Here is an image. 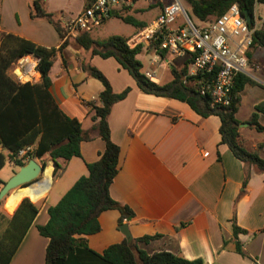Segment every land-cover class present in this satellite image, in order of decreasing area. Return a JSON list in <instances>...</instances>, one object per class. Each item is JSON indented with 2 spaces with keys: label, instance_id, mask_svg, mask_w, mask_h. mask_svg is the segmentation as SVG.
Returning a JSON list of instances; mask_svg holds the SVG:
<instances>
[{
  "label": "crops",
  "instance_id": "obj_1",
  "mask_svg": "<svg viewBox=\"0 0 264 264\" xmlns=\"http://www.w3.org/2000/svg\"><path fill=\"white\" fill-rule=\"evenodd\" d=\"M42 1L47 12L68 18L77 16L86 6V0ZM140 1L128 14L135 13L133 17L148 27L159 16L162 5L149 0L139 5ZM0 4L4 8L0 17V46L1 34L6 33L57 50L50 72V92L60 109L78 120L89 137L80 144V157L58 160L63 169L57 176L54 177L56 163L47 159L46 168L52 166L51 185L42 198L31 199L39 213L9 264H45L49 239L39 234L38 226L48 223V209L56 206L81 177L89 175L88 165L97 162L105 151L95 111L89 104L100 105L103 85L84 71L83 66L88 64L104 74L114 93L128 90L127 96L113 105L109 116L111 139L120 148L118 174L110 191L114 200L134 213L132 219L121 223L119 210L103 212L99 217L101 230L84 237L88 248L102 255L110 246L126 241L120 230L126 224L133 238L132 246L149 255L167 252L189 261L201 259L205 264H264V173L251 167L244 186L245 165L221 144L218 116L204 118L186 103L142 92L114 58L92 56L70 45L63 47L65 40L50 22L32 18L29 0H0ZM149 10L154 12L149 20L136 18L135 15ZM98 27L90 32L93 38ZM139 32L136 28L134 35ZM142 56H146L148 64L144 71L155 70V83L166 84L172 80L171 64L183 55L166 54L157 62L152 52L143 49L138 59L144 65ZM253 58L264 60V52ZM251 67L264 79V64L259 66L255 62ZM259 85L245 86L236 117L242 144L264 159V131H256L249 122L257 113L258 122L264 126V110H256L264 104V89ZM0 152L8 154L7 150ZM10 164L15 171L7 179L0 177V191L20 170ZM13 199L10 195L0 202V213L12 216L25 197L11 210L7 203ZM234 220L246 231L237 237L246 256L235 252L232 244L224 246L225 242L236 240ZM144 237L155 238L137 242Z\"/></svg>",
  "mask_w": 264,
  "mask_h": 264
},
{
  "label": "trees",
  "instance_id": "obj_2",
  "mask_svg": "<svg viewBox=\"0 0 264 264\" xmlns=\"http://www.w3.org/2000/svg\"><path fill=\"white\" fill-rule=\"evenodd\" d=\"M186 2L188 15L192 21L209 22L223 15L232 5H237L242 14L248 11L253 17L255 5L263 4L264 0H186ZM88 4L89 0H86V5ZM128 10L122 12L123 21L134 25L139 31L143 30L146 24L129 15ZM32 18L50 22L61 37H64L60 16L47 12L42 0L33 2ZM128 40L121 36L95 40L91 33L87 32L74 39L65 40L63 47L70 45L78 50L88 51L92 56L114 58L133 77L142 92L186 103L204 118L218 116L221 120V144L226 145L245 165L244 186L250 178L251 167L258 173H264V159L257 151L248 150L242 144L240 122L236 117L241 105L242 91L246 85H256L255 80L245 74H238L235 77L229 105L213 106L210 96H202L198 90L197 82L203 78L202 74L191 79L194 83H184L193 63L192 53L184 54L171 64L170 82L157 84L145 76L144 65L138 59L143 47L130 49L127 45ZM261 52H264L263 30L256 31L253 35V42L246 52L249 63L256 62L263 66V59L253 58L255 54L259 55ZM56 54L57 50L54 48L42 47L13 34H1L0 149L7 150L8 154L0 152V171L8 160L19 167L26 165V160L19 158L18 152L28 145L34 146L30 159L39 160L44 167L47 159L56 163L54 177L63 169L58 165V160L69 161L73 157L81 156L80 144L89 137L84 133L78 120L70 118L60 109L50 92L52 84L50 72ZM26 55L40 59L41 79L37 83L18 84L8 75L13 63ZM165 55L164 51L161 52L162 58ZM83 69L89 77L97 79L103 85V91L99 96L100 105L89 104L95 111V119L98 120L97 130L105 142V151L97 162L88 165L89 175L81 177L56 206L48 209V223L38 226L39 234L49 239L45 264H205L201 259L189 261L167 252L149 255L138 247L134 248L127 241L110 246L102 255L88 248L84 237L97 234L101 230L99 217L103 212L119 210L122 214L121 223L123 220L132 219L134 213L128 206L114 200L110 191L118 174L120 148L111 139L109 116L113 105L123 100L128 90L116 94L101 71L89 64L84 65ZM263 105H258L256 110H264ZM249 122L256 131H264V126L258 122L257 113L251 116ZM2 184L3 181L0 180V185ZM31 201L29 198L23 199L12 216L0 213V264L10 263L39 213V207ZM233 229L236 240L227 241L224 246L232 244L235 252L246 256L242 244L237 239L239 234L246 231L239 228L235 220ZM154 238L144 237L137 242H147Z\"/></svg>",
  "mask_w": 264,
  "mask_h": 264
},
{
  "label": "built area",
  "instance_id": "obj_3",
  "mask_svg": "<svg viewBox=\"0 0 264 264\" xmlns=\"http://www.w3.org/2000/svg\"><path fill=\"white\" fill-rule=\"evenodd\" d=\"M153 1L162 5L159 16L128 40L129 48L142 46L153 53L157 62L161 61L163 51L173 57L192 53L193 63L184 83L192 84L191 79L202 74L203 78L197 82L200 94L209 95L213 106L229 105L235 77L245 74L254 80V75L248 72L246 52L254 33L264 31V3L255 5L252 24L247 23L237 5H232L220 17L197 25L190 19L182 0ZM135 3L136 0H89L77 16L60 17L63 39L91 32L111 18L113 11L118 15ZM39 63L40 59L32 55L23 56L13 63L8 75L18 84L37 83L41 79ZM144 74L152 82L157 81L155 70L148 69ZM33 152L34 146L28 145L18 152V157L29 161Z\"/></svg>",
  "mask_w": 264,
  "mask_h": 264
},
{
  "label": "rangeland",
  "instance_id": "obj_4",
  "mask_svg": "<svg viewBox=\"0 0 264 264\" xmlns=\"http://www.w3.org/2000/svg\"><path fill=\"white\" fill-rule=\"evenodd\" d=\"M29 1H30L31 5H33V2L37 1V0H29ZM145 1L146 0H141L139 5L141 3L144 4ZM59 2L60 1H56V3H59ZM149 2L153 3L154 1L153 0H149ZM182 2H183V5H184V7L186 8V10L188 12V5H187L186 0H182ZM2 11H4V8L2 9L1 4H0V17H1ZM5 12H7V7L5 8ZM153 13H154L153 11L149 10L148 12H146L144 14H138V15H135V16L140 21H147V20H149L152 17ZM133 14H135V13H133ZM133 14H132V16H133ZM260 14H262V10H260ZM123 15H124V13H121L120 16L117 15V16H112L111 18H109L105 23H103L100 27H98L93 32L94 38H96L97 40H105V39H107V38H109L111 36H121V37H126L127 38V37H131L132 35H134L135 32H136V27L134 25H132V24H128V23L124 22L123 19H122ZM193 21L197 25L200 23L197 20H193ZM142 60L144 62V68H147L148 64H147V61H146V56H142ZM254 70H255V68L251 67V69L249 68L248 72L250 74L254 75V80L257 81L258 84H260L259 87L264 89L263 88L264 86L262 85V83H264V79L262 77H259L257 74H255ZM157 74L160 76L161 72L157 71ZM49 168H52V166L50 165V167L46 168V170H49ZM14 171H15L14 166L11 165L9 161H7L5 167L0 172V177L4 178V179H7L11 174H13ZM40 179H42V177ZM6 215H8V214H6Z\"/></svg>",
  "mask_w": 264,
  "mask_h": 264
},
{
  "label": "water",
  "instance_id": "obj_5",
  "mask_svg": "<svg viewBox=\"0 0 264 264\" xmlns=\"http://www.w3.org/2000/svg\"><path fill=\"white\" fill-rule=\"evenodd\" d=\"M113 16L117 15L116 11L111 13ZM243 17L247 23L252 24V16L248 11L243 14ZM46 167L37 162L35 159L29 160V162L20 167V170L9 180L7 181L1 191H0V202L3 201L6 197L10 196L11 193L18 188H30L34 185H39L41 183V177L45 174ZM52 177V176H51ZM121 232L126 238L128 244L133 242V238L129 231V226L126 224L121 225Z\"/></svg>",
  "mask_w": 264,
  "mask_h": 264
},
{
  "label": "bare ground",
  "instance_id": "obj_6",
  "mask_svg": "<svg viewBox=\"0 0 264 264\" xmlns=\"http://www.w3.org/2000/svg\"><path fill=\"white\" fill-rule=\"evenodd\" d=\"M51 176L52 173L51 169L49 168V170H45V174L43 176L44 178L39 185L37 184L30 188H23L16 191L15 193H12L11 196H13L14 199L8 201L7 207L11 210L14 209L22 197L34 200L42 198L51 185Z\"/></svg>",
  "mask_w": 264,
  "mask_h": 264
}]
</instances>
